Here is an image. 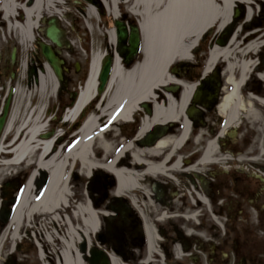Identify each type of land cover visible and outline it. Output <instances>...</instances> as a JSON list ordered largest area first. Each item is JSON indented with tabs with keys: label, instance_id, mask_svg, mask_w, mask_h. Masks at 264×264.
Here are the masks:
<instances>
[{
	"label": "bare ground",
	"instance_id": "bare-ground-1",
	"mask_svg": "<svg viewBox=\"0 0 264 264\" xmlns=\"http://www.w3.org/2000/svg\"><path fill=\"white\" fill-rule=\"evenodd\" d=\"M87 1L89 2L88 17L93 19L97 14V8L93 4L97 3V0ZM64 2L66 0H2L0 24L5 23L12 39L23 47V51H29L28 44L37 39V29L40 33H44L45 28L41 26V23L47 15L57 17L59 25L62 20L60 15L63 13L64 16H68L69 11L64 13ZM124 2L128 4L127 9L132 13L131 17L139 18L142 56L136 63L127 66L117 48L113 52L115 60L107 88L103 94H99V72L101 60L105 54L100 52L93 54L86 80L79 86L78 94L66 119H75L82 108L87 111L96 100L98 104L96 109H91L92 114L78 127L75 133L76 142L70 148L63 151L64 144L59 145L58 139L55 142L59 136L57 131L52 132L51 137H46V130L49 126L45 113L46 104L48 98L54 95L58 87V81L49 64H45L48 77L41 72L35 78L31 77L30 89L22 86L26 79L20 80L16 86L13 107L2 135L5 137L12 134V140L6 146L4 139L0 141V166L4 164L6 168H10L13 165L27 162L33 171L29 175L6 229L0 234V250L7 239L9 230L14 245L25 229V221L29 223L34 216L40 215L39 219L42 218L43 223L50 219L56 229L47 228L42 239L46 243H52L55 239L61 244L56 264H85L81 251L77 249V243L87 240L89 243L90 236L100 228L101 217L111 212L105 211L102 213L105 215H101L95 209L93 201L83 197L80 204L73 206L70 220L62 219L63 211L74 198L73 188L69 181L72 162L79 163L81 172L90 173V171L102 168L113 174L117 179L115 195L118 197L126 195V192L133 193L138 189H142L144 193L143 180L145 182L146 179L149 181V179L163 178L164 175L172 176L170 173L181 171L183 167L181 159L180 157L173 158L175 154L173 152L182 147L193 122L187 115L186 108L191 106V104L188 106V103L194 84H189L186 79L178 77L179 73H172L171 69L176 64L191 62L195 59V51L201 47L204 39L211 34L214 28V31L218 33L228 23L237 2L244 3L249 14L253 12L254 4L259 0H126ZM102 3L109 16L115 19L121 16L120 0H102ZM63 31L64 38H69L68 31L66 29ZM239 36L240 33L237 30L232 36L234 39L225 45L217 42L210 43L204 68L205 72H209L219 60L226 62L225 73L229 77L228 82L231 88L225 93L219 105L221 113L226 118V126L236 123L242 113H245L246 117L251 116L259 120V110L254 107L253 101L264 104V98L248 92L246 94L249 101L245 103L244 95L242 96L239 90L247 81V74L252 66L249 55L256 46L255 42L242 44L238 40ZM109 38V43L116 45L114 29ZM236 70L241 71L238 80L233 77V72ZM175 84L183 86L179 97L169 91L160 92L164 88L169 90L172 88L171 85ZM34 95L37 97L35 105L32 104ZM146 102L153 103V112L142 117L135 140L141 139L155 125H167L171 122L182 123L180 134L177 137L170 134L165 135L160 137L154 145H146L143 148L136 147L132 140L124 141L121 148L109 160L104 161L111 153L113 146L103 140L106 131L100 130L102 126L100 121L103 120L111 125L119 120L130 123L132 116L139 113L141 105ZM21 108L24 109V114L20 118ZM76 120L74 127L78 124V119ZM201 137L202 134L196 140L199 141ZM98 140L105 153L104 158L101 159L92 157V150ZM166 149L169 153L163 152ZM216 149L215 142L208 143L201 163L210 161ZM128 151L131 152L130 156L127 154ZM6 153L8 160H1L2 157L7 156ZM131 156L132 162H129L128 159ZM159 156L162 160L154 161ZM169 159L172 160L170 167L167 164ZM138 166L142 169H136ZM196 168L197 166L194 165L186 170H196ZM43 172L47 174V178L44 187L38 192L36 185ZM200 195L198 194V198L206 202L203 195L201 197ZM133 200L138 204V200ZM159 202L160 206L165 203L164 201ZM1 206L2 196L0 194V209ZM154 206L157 207V205ZM166 209L167 207H164V210ZM61 220H64V223ZM145 226L152 247L156 236L150 226ZM38 255L44 260L45 251L42 247H39ZM111 260L113 264H120L114 254H111Z\"/></svg>",
	"mask_w": 264,
	"mask_h": 264
},
{
	"label": "rangeland",
	"instance_id": "rangeland-1",
	"mask_svg": "<svg viewBox=\"0 0 264 264\" xmlns=\"http://www.w3.org/2000/svg\"><path fill=\"white\" fill-rule=\"evenodd\" d=\"M88 5L89 2L87 0H66V2L63 4V9L64 13L69 11V14L68 16H64V14L61 12L62 14L60 15L63 27L68 31V37L71 41V48L69 50H67V48L61 49L62 57L65 60L66 81L62 93L59 92L58 82V87L55 89L54 95H52L51 98H48L45 113L49 125L46 133H49L52 130H55V132L57 131L59 133L57 140L59 145L66 144L65 147H63V151L67 150L76 141L77 136L75 133H77L78 127L81 125V122L85 120L90 113H92L90 112L91 109H96L95 107L98 104V101L92 104V107L88 110V112H86L84 116L81 117V120L78 121L76 127H74L75 122L65 123L62 119L67 111L66 108L75 101L79 91V86L84 84V81L86 80L93 54L95 52H100L101 54H105L106 52L111 53L115 52L117 49V43L116 45L115 43L114 45L109 43L111 31L113 29L116 30V19H114L112 16H109L100 0H97V3L93 4L97 8V10L95 8L97 14L96 17L91 19L88 17ZM127 5V3L121 4L120 12L125 13V23L130 30L131 24L139 26V18L131 17L132 13L127 9ZM3 27H0L1 41L6 43L10 48L13 47L12 54L15 49L14 47H16L18 50V58L16 60V64L14 65L13 74H11L12 77L8 75L7 78H3L4 82L6 83L4 88L7 89L11 87L14 89L20 80L26 79L25 81L22 80V86L25 88L28 87L30 89L31 77L35 78L39 72L43 73L45 76L49 75L46 74L48 73L46 72L48 70H46L45 66V64L48 63L42 56L40 48L38 47V39L45 42L47 40L44 38L43 33H40L37 30V40L28 44L29 51H23V47L16 43L12 39L11 35L5 31V26ZM214 30L204 39L205 41L201 47L198 46L199 48L194 53L195 59H193L191 62H181L180 64H176L171 69L172 73H179L178 77L186 79L189 84H194V87L196 84V75L203 71V65L210 47L209 45L212 42H216V37L219 36V32L216 33ZM141 49L142 45L136 56V61H138L142 56ZM76 66L79 67L78 70L76 69ZM33 67H36L35 73L32 71ZM42 69L45 70L42 71ZM49 80L52 82L50 76ZM56 81H58L57 78ZM171 86L172 88L169 90L164 88L160 90V92L163 93L165 91H169L179 97L183 86L179 84ZM0 88H2V86H0ZM33 88L35 89L34 86ZM227 91H229V88ZM227 91H225V93ZM241 92L242 96L244 95V102L247 103L249 100L247 94L245 93L246 90L243 88ZM74 94H76L75 98H72ZM32 101V104L35 105L37 102L36 95L33 96ZM253 103L254 107L259 110L260 119L255 120L254 118H251V116L246 117V114L242 113L238 121L232 124H236L237 127H240L237 128L236 133L233 134L231 139H227L224 148L234 150L235 147L236 150L246 152L241 157L242 162H244L246 165L250 164L249 166L252 170H257V173L261 174V172L264 173V155L259 153L262 152L261 148L258 152L256 148L257 144L253 142L259 140L260 147V141L262 139L264 140V104H261L258 101H253ZM153 108L154 106L151 102L142 104L141 110H139V113L134 115V121L130 123H125L124 121L119 120L118 122L111 125L103 120L100 121V124L102 125L100 130L103 129L106 131H103L106 134L103 140H105V142L111 143L113 146L111 153L107 155L108 157H106L104 161L109 160L111 156L121 148L124 141L132 140L136 147L143 148L146 147V145H154L153 141L150 142V139L156 138V131L160 134L158 138L169 134L173 137H176V134H174L176 130L173 131L174 127L173 130L170 127V124L172 123H168L166 126L162 125L164 126L163 129H161L159 125H155V127L149 131V135L147 136V138L149 137L150 139L146 138L147 140L145 139V141H143V139H134L142 117L151 114L153 112ZM23 114L24 109L21 108L20 118L23 116ZM224 118L225 117L221 111L216 108L212 111H209L204 120L211 122L214 126H217V129H219L221 124L218 127V124L220 123L218 120H224ZM176 124L179 125L180 123ZM193 126L194 140L187 143L185 147L188 149H197L202 147V143L204 142L203 140H205L204 138L208 134L206 128H203L199 124L194 123ZM179 132L180 130H177L175 133ZM200 134H202V137L198 141L196 138H198ZM11 137L12 134L9 136L6 135V137H4L5 146L10 143ZM1 140H3V138ZM58 143L56 145H58ZM100 144L101 143L99 140L95 143L94 149L92 150V157L100 159L104 158L105 153L100 147ZM248 147L254 149L253 157H251V153L247 154V150L250 149ZM127 154L130 156L131 152L128 151ZM251 158H254V160ZM1 160L3 159L1 158ZM128 160L129 162H132V156ZM2 166H0V194L2 196V206L0 209V234L6 229L13 212L12 210L14 209L19 196L26 185V181L31 172V166H29V168L21 165L10 168H3ZM71 169L72 171H70L71 176L69 175V181L70 186L73 188L72 193L74 194V198L68 203V206H66L65 210L63 211L62 219L67 218L70 220V217L73 213V206L80 204L83 197H85L87 200H92L95 209H97L101 215H105L102 214L105 211L111 212V214L101 217L100 228L96 233H93L90 236L89 243L88 240L85 242L81 240L82 242L77 243V249L81 251L85 264H102L107 262V252L114 254L117 257L119 263L122 264L123 258H125V244L120 241V239H122L121 233L125 230V222H128L129 220L130 223H132L130 216L125 218V212L141 213L144 209V212L147 213L150 211V208L155 207L154 205H158L156 201H159L160 199H156L155 196L160 197L161 191L165 194V191L167 193L172 187V189L174 188L173 190L175 193H177V195L172 197L174 201L170 199V202L166 204H171V206L174 205V207H177L176 212L184 213L185 210L192 206L190 203H192L193 196L196 195V192H194V190L189 187L191 185H183L179 181L180 173H170L172 176L164 175L163 178L158 177L160 180H162L163 186H160L157 181L158 179L154 178L152 181L150 180V182L144 184V193L142 192V189H138L133 193L126 192V195L118 197L115 195L117 179L113 174L108 173L102 168L99 170L96 169L94 171H90V173L86 171L81 172L80 165L77 162H72ZM136 169L140 170L139 166ZM46 178L47 174L43 172L39 178V181L37 182L36 191L39 192L44 187ZM169 181L172 182L171 186H169ZM191 191L193 192L191 193ZM179 194H181L182 197L179 196ZM133 199L138 200V204H136ZM166 199L167 198H165V200ZM125 202L129 203V207ZM168 208H170V206H167V209ZM160 209L163 210L164 208ZM262 215H264V212L260 216L259 213L256 214L255 212H251V218L248 221L249 232L242 233V235H238L237 237L241 244L257 245L260 246L262 249H259L263 251L264 216ZM39 217L40 215L34 216V218L29 223L25 221V229L21 232L20 239L16 241L17 247L15 252H12L14 245L11 241V235L9 234L10 230L8 231L7 239H5L3 242L0 250V264H56L57 256L61 250V244L56 242L55 239H53L52 243L47 242V244L46 241L42 239V236L44 237V234L47 232V228L51 227L50 230H56L54 223H52L50 219H48L46 223H43V219H39ZM61 222L64 223V220H61ZM75 222L77 223V221ZM192 222L195 224L198 223L196 220ZM192 222L186 221L188 225H191ZM61 233H63V231ZM37 242L40 247H42V250L45 251L44 260H42V258H40L38 255L39 249L38 245H36Z\"/></svg>",
	"mask_w": 264,
	"mask_h": 264
},
{
	"label": "flooded vegetation",
	"instance_id": "flooded-vegetation-1",
	"mask_svg": "<svg viewBox=\"0 0 264 264\" xmlns=\"http://www.w3.org/2000/svg\"><path fill=\"white\" fill-rule=\"evenodd\" d=\"M121 19L125 21V13H121ZM237 30L240 33L239 42L245 45L250 42L256 44L249 55L252 66L247 74V81L240 90L244 88L245 93L252 92L264 98V0H259L254 4V10L249 14L244 3L237 2L228 23L216 37V42L221 45L227 44L234 39L232 36ZM127 45L128 38L121 41L119 48L123 52L125 65L130 66L136 58L130 59L126 56ZM12 49L13 47L10 48L0 39V86H2L0 88V117L4 113L5 106L9 108L0 139L5 131L14 98L13 88L5 89L6 83L3 79L13 74L14 65L17 62L18 55L16 59H12ZM216 66L218 67L214 66L209 72L202 71L201 74L196 75L197 84L203 82L204 97H201L200 103H194L198 110L201 109V114L194 123L206 128L208 132L206 137L204 135L205 140L202 141V147L197 149L185 147L189 141L194 140V123H192L182 147L173 152L175 153L173 158L180 157L183 166L181 171L176 172L180 173L179 181L183 185H191L189 187L196 192L190 203L192 206L184 213H178L176 206L167 205L166 203H169L170 199L174 201L172 197L177 195L171 187L167 193L165 191V194L161 191L160 197L155 196L156 199H160L159 201L165 202L163 206L156 201L159 207L150 208L147 213L144 209L141 213L125 212V218L130 216L132 223L129 220L125 222V230L121 233L120 241L125 244V258L122 264H264V250H260L262 248L257 245L241 244L237 237L249 232L248 221L251 218V212L259 213V216L264 212V173H257V170L250 168V164L246 165L242 162L241 157L246 152L236 150L235 147L234 150L224 148L227 139H231L240 126L237 127L236 124L226 126L224 118V120H218L220 122L218 127L220 124L221 127L217 129V126L204 120L209 111L219 109L225 91L231 88L228 82L229 77L225 73L226 62L219 60ZM34 71L36 72V67ZM240 74L241 71L236 70L233 72V77L238 80ZM176 123L180 122L170 124L172 130L174 127L173 131L181 129V123L179 125ZM175 132L177 137L180 133ZM155 133L157 134L155 137L160 135L157 131ZM148 135L149 132L141 139L145 141ZM210 142H215L217 149L214 150L210 161L201 163L203 153ZM253 143L257 144L258 152L260 148L262 149L259 153L263 155L264 140L260 141V147L259 140ZM248 148L250 149L247 150V154L251 153L253 157L254 149ZM163 152H168V149ZM156 159L157 161L162 160L160 156L154 161ZM251 159L254 160V158ZM171 161L170 159L167 161L168 167L171 166ZM194 165L197 166L196 170H186ZM148 182L150 179L142 181L143 184ZM158 183L163 186L162 180L158 179ZM169 186H171L170 183ZM198 194L203 195L206 202L201 201ZM179 196L182 197L181 194ZM126 204L129 207V203ZM167 206L170 208L164 210L163 208ZM195 220L197 224L192 222ZM186 221H191V225H188ZM145 225L150 226L156 236L152 247ZM102 264L113 263L104 262Z\"/></svg>",
	"mask_w": 264,
	"mask_h": 264
},
{
	"label": "water",
	"instance_id": "water-1",
	"mask_svg": "<svg viewBox=\"0 0 264 264\" xmlns=\"http://www.w3.org/2000/svg\"><path fill=\"white\" fill-rule=\"evenodd\" d=\"M116 33L118 41L121 42L127 37V31L125 24L121 20H116ZM46 38L52 43L55 47L52 46V44L40 42V48L42 50V53L44 57L46 58L47 62L50 64V66L53 69L54 74L56 75L59 83L61 85L64 84V74H63V64L64 60L59 57V53L61 52V48L66 47L70 48V42L64 38V31L60 28L57 18L52 17L47 20V26L44 29ZM129 47H128V57L135 56L137 54L139 45H140V36L138 32V28L136 26L131 27V33L129 38ZM120 51V50H119ZM121 52V51H120ZM13 59L15 57V52L12 55ZM113 66V58L111 55H107L102 60L100 72H99V85H98V92L102 93L105 91V87L109 81V78L111 76ZM202 89L203 86H199L198 90L195 92L194 96L195 99L201 98L202 96ZM8 113V106H5V110L3 115L0 117V133L3 129L6 116ZM188 114L192 116L193 111L192 109L188 110ZM50 134H47L46 137H48Z\"/></svg>",
	"mask_w": 264,
	"mask_h": 264
}]
</instances>
